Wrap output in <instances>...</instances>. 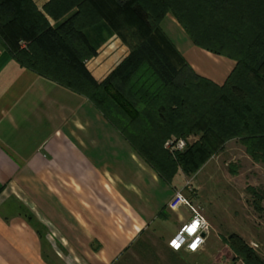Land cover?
Returning <instances> with one entry per match:
<instances>
[{"label": "trees", "instance_id": "trees-1", "mask_svg": "<svg viewBox=\"0 0 264 264\" xmlns=\"http://www.w3.org/2000/svg\"><path fill=\"white\" fill-rule=\"evenodd\" d=\"M167 13L195 46L234 60L221 86L180 56L160 26ZM112 34L129 52L97 82L85 60ZM0 44L21 66L86 97L167 184L187 148L172 156L164 142L202 124L264 150V0H49L43 11L32 0H0ZM225 242L243 264H264L239 235Z\"/></svg>", "mask_w": 264, "mask_h": 264}, {"label": "crops", "instance_id": "crops-1", "mask_svg": "<svg viewBox=\"0 0 264 264\" xmlns=\"http://www.w3.org/2000/svg\"><path fill=\"white\" fill-rule=\"evenodd\" d=\"M32 1L43 11L49 0ZM165 20L179 24L167 13L161 28ZM183 44L219 65L193 64L198 75L226 80L233 59ZM128 52L110 35L85 66L101 82ZM175 177L164 182L86 97L21 66L0 44V264H54L29 214L75 254L69 264H189L168 246L190 218L168 207Z\"/></svg>", "mask_w": 264, "mask_h": 264}, {"label": "rangeland", "instance_id": "rangeland-1", "mask_svg": "<svg viewBox=\"0 0 264 264\" xmlns=\"http://www.w3.org/2000/svg\"><path fill=\"white\" fill-rule=\"evenodd\" d=\"M161 29L190 66L200 65L207 71L219 68L201 51L187 49L183 42L190 39L179 24L170 26L165 20ZM20 45L24 43L20 42ZM209 118L207 115L206 119ZM203 129L202 124V128L185 135L189 144L174 175L177 189L208 222L202 249L194 254H184V260L189 264H243L225 242L230 234L239 235L264 260V150L251 145L241 134L222 138ZM28 217L29 223L36 228L41 226L46 234V258L54 264H69L75 254L61 245L47 224L33 221V215ZM166 227L170 232L169 224Z\"/></svg>", "mask_w": 264, "mask_h": 264}, {"label": "built area", "instance_id": "built-area-1", "mask_svg": "<svg viewBox=\"0 0 264 264\" xmlns=\"http://www.w3.org/2000/svg\"><path fill=\"white\" fill-rule=\"evenodd\" d=\"M189 144L187 137L171 136L164 142V149L172 156L184 151ZM169 209L176 211L179 208H186L190 218L184 222L176 234L168 241V246L173 251L194 254L202 249L207 233L208 222L205 217L188 201L181 190H176L168 202ZM175 242V243H174ZM178 245V246H177Z\"/></svg>", "mask_w": 264, "mask_h": 264}, {"label": "snow or ice", "instance_id": "snow-or-ice-1", "mask_svg": "<svg viewBox=\"0 0 264 264\" xmlns=\"http://www.w3.org/2000/svg\"><path fill=\"white\" fill-rule=\"evenodd\" d=\"M175 243V242H174ZM178 246V245H177Z\"/></svg>", "mask_w": 264, "mask_h": 264}]
</instances>
